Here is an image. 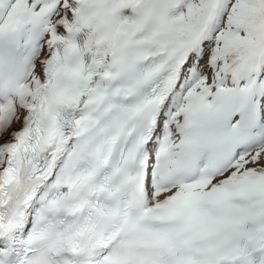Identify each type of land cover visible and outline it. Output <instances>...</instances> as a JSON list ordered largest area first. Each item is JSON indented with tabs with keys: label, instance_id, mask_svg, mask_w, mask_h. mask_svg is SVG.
<instances>
[{
	"label": "snow or ice",
	"instance_id": "1",
	"mask_svg": "<svg viewBox=\"0 0 264 264\" xmlns=\"http://www.w3.org/2000/svg\"><path fill=\"white\" fill-rule=\"evenodd\" d=\"M0 264H264V0H0Z\"/></svg>",
	"mask_w": 264,
	"mask_h": 264
}]
</instances>
